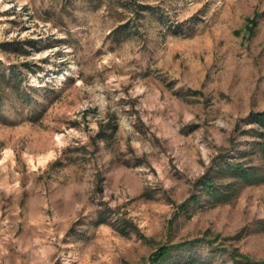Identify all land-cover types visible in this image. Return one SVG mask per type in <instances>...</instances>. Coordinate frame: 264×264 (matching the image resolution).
Here are the masks:
<instances>
[{
  "label": "rangeland",
  "instance_id": "374dc122",
  "mask_svg": "<svg viewBox=\"0 0 264 264\" xmlns=\"http://www.w3.org/2000/svg\"><path fill=\"white\" fill-rule=\"evenodd\" d=\"M263 111L264 0H0V264H264Z\"/></svg>",
  "mask_w": 264,
  "mask_h": 264
},
{
  "label": "trees",
  "instance_id": "16d2710c",
  "mask_svg": "<svg viewBox=\"0 0 264 264\" xmlns=\"http://www.w3.org/2000/svg\"><path fill=\"white\" fill-rule=\"evenodd\" d=\"M145 9L146 8H141L140 10L144 11ZM10 78L14 79L15 78L14 74H12ZM245 124L252 126L248 130H244V132H242V136L244 135L252 139V141L246 143V146H249V149L246 148V149L238 150L235 156L236 157L235 163L230 162L228 160L227 161L224 160L222 165L223 169L221 172L228 178L249 182L252 179H254L258 169L250 165V163H246L242 161H246L248 157H252L253 155H258L262 157L264 160V111L257 113H250L245 119ZM218 174L216 173L214 174V176L208 177L207 182L213 184V178L218 176ZM165 253H166V249L162 251V256ZM191 263L211 264L210 262H205V261L191 262Z\"/></svg>",
  "mask_w": 264,
  "mask_h": 264
}]
</instances>
